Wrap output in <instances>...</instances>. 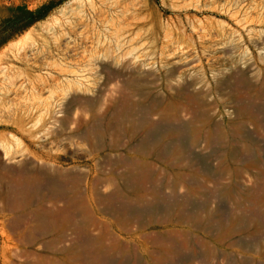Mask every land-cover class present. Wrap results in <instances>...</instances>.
Segmentation results:
<instances>
[{"label": "rangeland", "instance_id": "obj_1", "mask_svg": "<svg viewBox=\"0 0 264 264\" xmlns=\"http://www.w3.org/2000/svg\"><path fill=\"white\" fill-rule=\"evenodd\" d=\"M0 264H264V0H0Z\"/></svg>", "mask_w": 264, "mask_h": 264}, {"label": "bare ground", "instance_id": "obj_2", "mask_svg": "<svg viewBox=\"0 0 264 264\" xmlns=\"http://www.w3.org/2000/svg\"><path fill=\"white\" fill-rule=\"evenodd\" d=\"M112 147H115L114 144L112 145ZM179 214V213H178ZM177 215V214H176ZM179 218V217H178Z\"/></svg>", "mask_w": 264, "mask_h": 264}]
</instances>
